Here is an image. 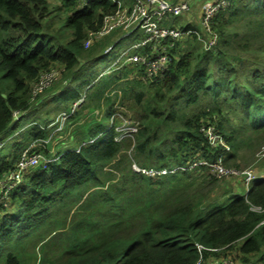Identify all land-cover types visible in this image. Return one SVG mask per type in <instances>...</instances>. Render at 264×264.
<instances>
[{
	"label": "trees",
	"instance_id": "obj_1",
	"mask_svg": "<svg viewBox=\"0 0 264 264\" xmlns=\"http://www.w3.org/2000/svg\"><path fill=\"white\" fill-rule=\"evenodd\" d=\"M115 8L112 0H0V136L21 128L34 108L32 84L56 64L70 72V82L53 95L55 107L71 112L85 79L87 98L67 119L76 120L86 108L103 112L78 125L57 159L31 169L10 204L0 206V264H30L35 255L37 264H195L196 244L215 248L204 249L205 258L235 250L236 259L264 264V211L250 208L264 206L263 178L252 180L246 193L213 200L218 178L205 167L155 177L131 167L169 168L196 156L213 160L220 149L200 130L208 120L230 145L228 167L239 168L237 159L245 160L248 147L254 152L264 145V0H232L214 19L215 48L187 38L162 78L134 76L123 87L117 78L96 82V74L89 75L100 54L84 46L87 31ZM63 9L69 14L59 31L70 30L67 39L44 25ZM111 83L112 95L104 96ZM121 113L139 127L116 139ZM28 125L0 155V174L14 167L32 140L47 136V125Z\"/></svg>",
	"mask_w": 264,
	"mask_h": 264
},
{
	"label": "built area",
	"instance_id": "obj_2",
	"mask_svg": "<svg viewBox=\"0 0 264 264\" xmlns=\"http://www.w3.org/2000/svg\"><path fill=\"white\" fill-rule=\"evenodd\" d=\"M116 5L114 11L105 13L102 16L101 24L97 29H89L84 40L85 48L91 47L96 40L113 33L116 30L129 34H135V41L123 50L115 61L129 64L134 67L133 75L141 80H159L169 70L171 56L178 50V45H182L183 40L195 37L202 43L203 48L213 49L216 47L219 35L214 27L216 15L230 6L232 0H212L206 4L201 12L199 23L195 26H180L171 23L176 16L183 15L190 10V3L187 0H112ZM63 67L59 65L51 66L49 69L39 73L36 81L32 84L30 97L38 98V95L51 87L61 75ZM83 97L71 104V112L75 111L81 103ZM62 111V119H67L69 113ZM16 118L21 116L20 112L15 113ZM112 121V116H111ZM138 125L122 118L121 124L117 127L120 139L124 135H132L137 131ZM200 130L205 136L209 145L220 149L219 154L213 160L204 157H193L184 164L172 167H152L139 166L132 162L131 167L135 172L155 177L158 175L175 173L178 170L194 171L200 167H205L209 173L217 178L242 175L244 192L249 188V183L255 178L264 179V169L247 167L238 169L228 167L224 164L225 157L230 151V145L218 130L215 121L203 122ZM95 138L90 139L93 141ZM45 138L34 139L22 151L20 158L13 168L0 174V206L10 204V194L23 180L26 173L38 166H44L48 162L56 160L55 157L45 155L42 150V143ZM83 144V143H82ZM0 142V147L2 146ZM258 158L264 157V145L257 152ZM254 211H264V206L252 204L250 207ZM199 251V258L195 264H208L205 261L202 251L208 248L202 244H196ZM216 264H249L232 256H223Z\"/></svg>",
	"mask_w": 264,
	"mask_h": 264
},
{
	"label": "rangeland",
	"instance_id": "obj_3",
	"mask_svg": "<svg viewBox=\"0 0 264 264\" xmlns=\"http://www.w3.org/2000/svg\"><path fill=\"white\" fill-rule=\"evenodd\" d=\"M130 1V0H129ZM188 1V0H187ZM192 4L193 2L198 3L199 0H189ZM203 1V0H202ZM50 2L53 5L60 4L61 0H50ZM191 9V7H190ZM225 10H223L224 12ZM202 12V10H201ZM200 12V16H201ZM69 12L67 9H63L61 11H56L51 14L48 18L44 20V25L48 27V30L52 33L56 34L59 33V28L61 27L62 20L67 16ZM188 14V13H187ZM187 14H183L180 16H176L172 19L173 22L171 23H181L185 24L188 21ZM176 20V21H175ZM61 34H65L64 37L70 38L71 31L70 30H61ZM140 34V31L133 32L131 34L127 32H123L120 30H116L113 33L106 35L102 37L99 40H96L94 44L91 46V49H86L88 52H92L93 55H99V57L96 60V66L93 69H89L88 73L90 76H93L92 74L95 73L96 76L94 80L96 82L101 81L103 79L108 78H117L116 80H119V83L123 87L125 85L126 81H130L133 75L131 70H124V67H131L129 64L122 63L121 61H115V58L117 55H119L123 50L128 48L136 39L135 34ZM120 34H124L119 38ZM119 38V39H118ZM116 42V43H115ZM182 45L180 44L178 46L177 50H181V48H186L188 46V41L183 40ZM114 44V45H113ZM111 47L110 50H108ZM91 56V55H90ZM57 65V64H56ZM61 66V65H60ZM63 66V65H62ZM120 68L123 71H121ZM127 69V68H126ZM98 73V74H97ZM103 75V76H101ZM101 76V79H99ZM87 80V79H86ZM85 81V79H84ZM80 81L81 86V96L87 98V90L88 86H85L86 82ZM115 81V80H114ZM153 81V80H151ZM70 82V72L68 70L62 69L61 75L58 77V79L54 82V84L47 88V90L42 92V95L39 98H33L32 102L34 104L33 110L26 113L20 123L19 127L21 128L19 130H8L6 131L2 136H0V142H2V146L0 147V155H4L6 153H9L11 151L12 145L14 142L19 140L21 138V135H19L21 129L23 127L28 126L29 123L33 120L38 121L41 125H47L45 128L47 130L46 137H44L47 141L45 143H42V150L45 153V155H49L52 153H57V151L61 148H64L66 144H68L71 141V138H74L76 133H73V130L80 125L81 123L85 122V124L89 125L95 118H100L102 111L100 112L98 109H90L86 108L79 112L78 118L76 120H69V119H62L61 113L64 110L63 108H57L55 107L57 104L55 101H53V95L56 94L59 90H61L64 86L69 84ZM113 82V81H112ZM115 83V82H114ZM123 83V84H122ZM73 84H78V82H75ZM103 83H100V85ZM92 86V83L90 84ZM115 86V84L111 83L109 87L105 89L104 96L107 94L112 95V89ZM129 87V85H126ZM121 89V88H120ZM40 99V101H38ZM90 100V99H89ZM38 101V103H37ZM72 104V103H71ZM70 104V105H71ZM81 104V103H80ZM80 104L76 107L78 108ZM126 111V109H124ZM69 116V115H68ZM111 116L113 118L114 113L110 114V118L105 120L106 125H109L111 123ZM130 116V117H129ZM121 119L125 118L130 120L131 122H136L131 115L125 116L124 114H120ZM129 117V118H128ZM68 118V117H67ZM45 122V123H44ZM263 146V145H262ZM261 146V147H262ZM249 149H245L248 154L245 156V160L242 161V158H239V168L238 169H245L247 167H256V169L263 170L264 169V157L258 158L257 152L258 149L254 150V152ZM250 153V154H249ZM132 164V163H131ZM155 167V166H152ZM235 167V166H231ZM156 168V167H155ZM30 171V170H29ZM28 171V172H29ZM27 172V173H28ZM26 173V174H27ZM207 173V172H205ZM159 176V175H158ZM242 175L240 176H232L229 175L227 177H221L218 178V185L214 189V191L211 193V199L213 200H221L229 196L231 193L238 190V188L241 187L243 181H242ZM240 192H244V187L242 185V188L239 190ZM234 252L229 253V256L237 257L239 256L237 254V251L233 250ZM224 255V254H223ZM39 255L33 256L34 261L30 264H37L39 260ZM205 259V258H204ZM206 261V259H205ZM252 263L260 264L261 262L257 261L254 257ZM250 264V263H249Z\"/></svg>",
	"mask_w": 264,
	"mask_h": 264
},
{
	"label": "crops",
	"instance_id": "obj_4",
	"mask_svg": "<svg viewBox=\"0 0 264 264\" xmlns=\"http://www.w3.org/2000/svg\"><path fill=\"white\" fill-rule=\"evenodd\" d=\"M212 0H199V2L198 3H195V2H193V4L188 0V2L190 3V7H191V9L187 12V13H185V14H187V17H188V21H187V23H185V24H181V23H175V24H178V25H180V26H195V25H197L198 23H199V20H200V12H201V10L203 9V7L206 5V4H208L209 2H211ZM176 21V20H175ZM173 22V21H172ZM122 35H124V34H120L119 35V38L122 36ZM118 38V39H119ZM116 43V42H115ZM242 185H243V183H242ZM242 185H241V187L240 188H242ZM240 188H238V190H236V192H240L239 190H240ZM222 257H223V255H220V256H215V255H210V256H208V257H206L205 259H206V262L208 263V264H216V263H218L221 259H222Z\"/></svg>",
	"mask_w": 264,
	"mask_h": 264
},
{
	"label": "water",
	"instance_id": "obj_5",
	"mask_svg": "<svg viewBox=\"0 0 264 264\" xmlns=\"http://www.w3.org/2000/svg\"><path fill=\"white\" fill-rule=\"evenodd\" d=\"M114 45V44H113ZM111 49V47L108 49V50H110Z\"/></svg>",
	"mask_w": 264,
	"mask_h": 264
}]
</instances>
